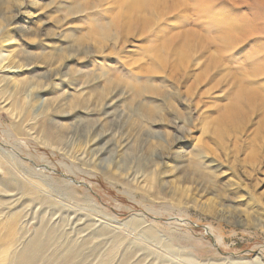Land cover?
Segmentation results:
<instances>
[{
	"label": "rangeland",
	"instance_id": "1",
	"mask_svg": "<svg viewBox=\"0 0 264 264\" xmlns=\"http://www.w3.org/2000/svg\"><path fill=\"white\" fill-rule=\"evenodd\" d=\"M0 264H264V0H0Z\"/></svg>",
	"mask_w": 264,
	"mask_h": 264
},
{
	"label": "bare ground",
	"instance_id": "2",
	"mask_svg": "<svg viewBox=\"0 0 264 264\" xmlns=\"http://www.w3.org/2000/svg\"><path fill=\"white\" fill-rule=\"evenodd\" d=\"M102 138H103V136L100 137V139H102Z\"/></svg>",
	"mask_w": 264,
	"mask_h": 264
}]
</instances>
